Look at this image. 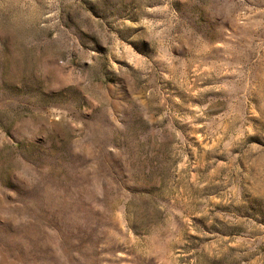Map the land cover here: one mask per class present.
Wrapping results in <instances>:
<instances>
[{
	"label": "rangeland",
	"instance_id": "rangeland-1",
	"mask_svg": "<svg viewBox=\"0 0 264 264\" xmlns=\"http://www.w3.org/2000/svg\"><path fill=\"white\" fill-rule=\"evenodd\" d=\"M0 264H264V0H0Z\"/></svg>",
	"mask_w": 264,
	"mask_h": 264
}]
</instances>
